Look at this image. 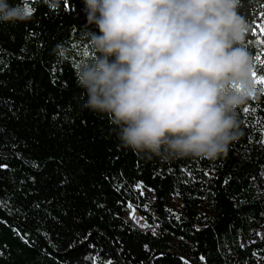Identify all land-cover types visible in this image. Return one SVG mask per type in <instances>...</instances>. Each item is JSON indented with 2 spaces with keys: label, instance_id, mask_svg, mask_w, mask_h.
Here are the masks:
<instances>
[{
  "label": "trees",
  "instance_id": "1",
  "mask_svg": "<svg viewBox=\"0 0 264 264\" xmlns=\"http://www.w3.org/2000/svg\"><path fill=\"white\" fill-rule=\"evenodd\" d=\"M9 3L32 12L0 23V264H264V85L226 155L148 159L83 107L76 71L97 55L84 27L99 33L83 0ZM262 12L238 8L257 75ZM129 205L150 226L126 220Z\"/></svg>",
  "mask_w": 264,
  "mask_h": 264
},
{
  "label": "clouds",
  "instance_id": "2",
  "mask_svg": "<svg viewBox=\"0 0 264 264\" xmlns=\"http://www.w3.org/2000/svg\"><path fill=\"white\" fill-rule=\"evenodd\" d=\"M62 2L45 0L53 11ZM83 3L99 30L84 27L97 55L76 71L83 107L109 118L120 147L148 159L226 155L241 135L236 110L257 92L241 0ZM29 19L0 0V23Z\"/></svg>",
  "mask_w": 264,
  "mask_h": 264
},
{
  "label": "snow or ice",
  "instance_id": "3",
  "mask_svg": "<svg viewBox=\"0 0 264 264\" xmlns=\"http://www.w3.org/2000/svg\"><path fill=\"white\" fill-rule=\"evenodd\" d=\"M28 10V13L31 15V12H32V9L30 8H27ZM260 21H257L255 22V28L259 30V36H260V39H259V43L264 45V12H262L260 14ZM253 35H257L256 31L253 32ZM262 65H264V60H261L259 56H257L256 58ZM253 79L255 80L256 84H260V85H264V74H261V75H257V72L254 71L253 72ZM261 92H264V88L261 89ZM245 113H247L249 111L248 108H245L243 110ZM257 123H261L260 120L257 121ZM258 143H261V144H264V134H262V138L260 141H258ZM0 167H5L4 165H0ZM0 206H6L4 204L3 201H0ZM129 207H131V205H129ZM134 209H133V214H134ZM147 226V225H145ZM93 259H97V258H93ZM106 264H111V261H108L106 262Z\"/></svg>",
  "mask_w": 264,
  "mask_h": 264
},
{
  "label": "rangeland",
  "instance_id": "4",
  "mask_svg": "<svg viewBox=\"0 0 264 264\" xmlns=\"http://www.w3.org/2000/svg\"><path fill=\"white\" fill-rule=\"evenodd\" d=\"M125 218L129 222H131L133 225L145 229L146 227L150 226V223L147 222L146 219H144L142 216H140L136 211H134L133 214V208L128 207L126 212H125ZM133 219H135V222H133ZM136 223V224H135ZM147 225V226H145Z\"/></svg>",
  "mask_w": 264,
  "mask_h": 264
},
{
  "label": "bare ground",
  "instance_id": "5",
  "mask_svg": "<svg viewBox=\"0 0 264 264\" xmlns=\"http://www.w3.org/2000/svg\"><path fill=\"white\" fill-rule=\"evenodd\" d=\"M133 222H135V219H133ZM136 224V223H135Z\"/></svg>",
  "mask_w": 264,
  "mask_h": 264
}]
</instances>
